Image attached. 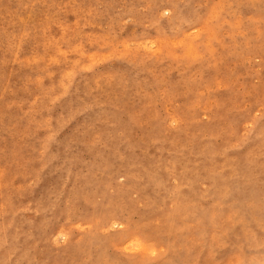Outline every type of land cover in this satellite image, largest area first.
<instances>
[{"label": "rangeland", "instance_id": "obj_1", "mask_svg": "<svg viewBox=\"0 0 264 264\" xmlns=\"http://www.w3.org/2000/svg\"><path fill=\"white\" fill-rule=\"evenodd\" d=\"M0 264H264V0H0Z\"/></svg>", "mask_w": 264, "mask_h": 264}, {"label": "bare ground", "instance_id": "obj_2", "mask_svg": "<svg viewBox=\"0 0 264 264\" xmlns=\"http://www.w3.org/2000/svg\"><path fill=\"white\" fill-rule=\"evenodd\" d=\"M223 150H225V149H223ZM218 172V171H217ZM235 172V171H234ZM233 174V173H232ZM235 174V173H234ZM199 184V183H198Z\"/></svg>", "mask_w": 264, "mask_h": 264}]
</instances>
